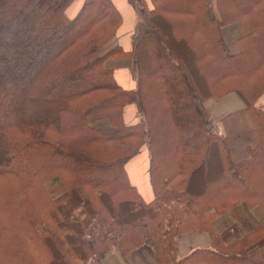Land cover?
I'll list each match as a JSON object with an SVG mask.
<instances>
[{"label":"trees","instance_id":"1","mask_svg":"<svg viewBox=\"0 0 264 264\" xmlns=\"http://www.w3.org/2000/svg\"><path fill=\"white\" fill-rule=\"evenodd\" d=\"M73 1L0 0V264H101L144 246L155 264H264V0H128L129 50L113 0L69 17ZM125 59L133 89L105 65ZM229 93L244 107L220 133L203 104ZM143 147L150 202L125 170ZM241 206L255 212L219 231ZM195 231L210 246L177 257Z\"/></svg>","mask_w":264,"mask_h":264},{"label":"crops","instance_id":"2","mask_svg":"<svg viewBox=\"0 0 264 264\" xmlns=\"http://www.w3.org/2000/svg\"><path fill=\"white\" fill-rule=\"evenodd\" d=\"M82 2V0H81ZM80 2V4H81ZM116 7L122 14L123 22L127 16L131 17L129 12H135L130 6L128 0H113ZM79 4V5H80ZM78 7L74 10L73 13H70L69 9L67 10V15L69 17L73 16ZM133 19V18H132ZM137 22V21H136ZM226 32V31H225ZM135 33V29L133 34ZM118 36V35H117ZM115 37L114 44L120 45L125 50H129L132 44V38L130 36H121ZM130 37V38H129ZM124 44V46L122 45ZM230 52L233 49L232 47H228ZM132 62V61H131ZM114 73V77L117 83L122 86L124 89H133L134 88V80L131 77V67L129 70H118L115 68H111ZM225 96L216 107H212L213 101H207L203 104L204 109L211 116L219 115V120L222 117L227 115L230 112L240 110L244 107L243 102L235 95ZM258 106L264 107V95L261 97V101L259 100L257 103ZM138 113L137 108L134 105H129L124 110V121L126 124H132L138 121ZM214 118V117H211ZM139 155V154H138ZM135 156L125 165V170L131 181L132 185L135 186L139 194L143 197L146 202H150L153 199V194L151 191V187L147 178V170H148V158L147 154H143L140 156ZM193 238H190V245L181 253V256L186 255L188 252L195 248H204L208 247L210 244L209 237L206 234L196 233ZM201 238V240H199ZM101 264H155V259L153 252L147 247H141L130 254L127 255L126 259H123L120 253L116 249L110 250L106 255H104L101 259Z\"/></svg>","mask_w":264,"mask_h":264},{"label":"rangeland","instance_id":"3","mask_svg":"<svg viewBox=\"0 0 264 264\" xmlns=\"http://www.w3.org/2000/svg\"><path fill=\"white\" fill-rule=\"evenodd\" d=\"M80 2H81V0H74L71 3V5L68 7L70 13H73L74 10L77 7H79ZM129 14H131V17L127 16V18H125V21L122 23L120 29L118 30V32L116 34V36L118 35L116 39H118V37L125 36V35L126 36H130L132 38L134 29L136 28V23H137L136 21H137L138 17H137L136 13H135V16H133L134 13L129 12ZM225 34H226V37L229 40H233V35H234L233 33H231L230 31L226 30ZM122 45L124 46V44H122ZM225 52L229 53L230 50L227 48L225 50ZM16 64L17 63L13 64L14 67H15ZM105 65L108 68H112L113 67V68L118 69V70H129L130 67L132 66V62H131V60H128V59L127 60L126 59L125 60H111V61L106 62ZM14 67H12V68L14 69ZM30 68H31V70H30L31 72H34L36 70V68L32 67V66ZM130 72H131V70H129V73ZM228 95H231V96L235 95L236 96L235 93H229L226 96H228ZM263 95H264V93H263ZM223 98H221L219 101H214V100H207V101H213L212 107H216L218 105V103ZM259 100L261 101V98ZM208 116H209V124L211 125L213 130L222 133L223 131H222V128H221V125H220V120L218 119L219 115H216V116L212 115L211 116L210 114H208ZM211 117H214V118H211ZM137 118L139 119V116H137ZM90 125L95 127V128H97V129H99V130H101V131H103V132L110 131V127H109V125L107 124L106 121H90ZM143 154H147L146 150H145V147H143V149H141V151H140L138 156L141 157ZM249 212L251 214L252 212H255V211L254 210H250L249 211V210L246 209V207L241 206L240 208H238L235 211H230L229 213H226V214L222 215L221 217H219L217 219V222H216L217 229L220 231L221 229L225 228L226 226L231 225L234 222V219L238 216V214H239V216H241V215L242 216H247ZM253 215H254V213H253ZM256 217H257V215H255V218ZM257 220H258V218H257ZM10 232H11V230H9L8 235L6 234V232H5V235H3L4 236L3 241L4 240L8 241V239H9V242L6 241L7 244L11 243L12 239L14 238V237H12ZM196 233L202 234L203 232L195 231V232L183 233V234H181V235H179L177 237V257L181 258V257L186 256L189 253L188 252L186 255L181 256V253L188 247V245H190V238H193V236H195L194 234H196ZM203 234H206L209 237V235L207 233H203ZM199 240H201V238ZM209 240H210V237H209ZM209 246H210V244H209ZM147 248H149V247H147Z\"/></svg>","mask_w":264,"mask_h":264},{"label":"water","instance_id":"4","mask_svg":"<svg viewBox=\"0 0 264 264\" xmlns=\"http://www.w3.org/2000/svg\"><path fill=\"white\" fill-rule=\"evenodd\" d=\"M209 128H210V126L207 127V129H209Z\"/></svg>","mask_w":264,"mask_h":264}]
</instances>
